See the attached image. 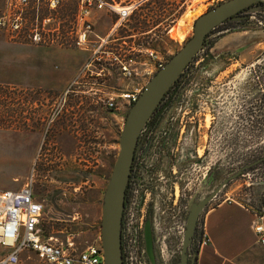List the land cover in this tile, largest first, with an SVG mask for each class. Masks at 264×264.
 <instances>
[{"label":"rangeland","instance_id":"obj_1","mask_svg":"<svg viewBox=\"0 0 264 264\" xmlns=\"http://www.w3.org/2000/svg\"><path fill=\"white\" fill-rule=\"evenodd\" d=\"M49 1L25 0L20 6L19 0H0V21L6 26L0 28V191H17L31 180L33 198L42 206L39 234L68 241L79 251L99 245L101 199L130 107L121 96L141 91L157 71V62L165 64L191 37L196 18L227 0H177L173 13L157 11L175 10L174 0L159 4L152 0V11L132 10L134 15L128 18L120 17L118 10L129 4L133 8L140 0H100V4L57 0L54 7ZM241 17L239 23L213 30L203 44L201 54L211 59V70L218 69L216 57L232 49L243 67L253 64L256 55L264 56V27L258 29L259 23L264 26V3L250 7ZM133 18L147 24H137ZM82 33L85 39L79 42ZM33 34L43 43H34ZM30 88L50 91L51 133L44 141L37 136L27 142L14 133L15 92ZM70 91L75 92L72 103ZM106 101L112 102L109 112L102 108L101 102ZM88 111L95 114L87 116ZM62 114L73 122L83 115L97 118L103 145L95 147L79 134H72L73 140L65 138ZM71 126L75 132V124ZM259 148L263 154L264 141ZM202 177L190 172V205L209 193ZM245 184H250L246 178L230 183L203 211L227 198L243 202ZM177 200L173 205L166 197L149 211L152 264L178 263L187 209L182 210L184 204ZM200 226L201 220L196 229Z\"/></svg>","mask_w":264,"mask_h":264},{"label":"flooded vegetation","instance_id":"obj_2","mask_svg":"<svg viewBox=\"0 0 264 264\" xmlns=\"http://www.w3.org/2000/svg\"><path fill=\"white\" fill-rule=\"evenodd\" d=\"M99 1L96 0V3ZM159 1L156 0L155 4H159ZM172 4L175 10L157 12H175L178 1H172ZM130 6L121 7L118 13L125 11V18H128L130 14L134 15L132 10L150 12L154 9L152 0H140L133 8ZM248 9L237 16L241 17ZM239 22H224L219 27ZM260 27H264L263 24L259 23L258 29ZM236 52V49H232L216 57L218 69L211 70V59L201 54L202 45L185 67L186 70L181 72L163 95L142 128L124 193L120 226L122 264L125 263L121 236L126 230L132 234L133 240H138V246L144 252V264L148 261L143 241L144 226L147 224L151 231L153 218L149 211L157 203H164L166 197L170 198L173 205L177 197V202L184 204L182 210L187 209L185 213L182 212L185 222L190 208V172L203 174V184L209 193L202 199L218 188L207 205L230 183L243 178L252 182L263 177L264 166L263 169L257 167L264 165V153L259 154L260 141H264V56L256 55L253 64L243 67ZM94 75L98 76L99 73ZM74 93L70 91L71 95L68 96L71 103ZM13 102L12 123L16 137H26L24 141L27 142L37 136L42 141L49 138L52 123L50 91L44 88L42 91L30 88L21 94L17 91ZM106 102H101L102 108L109 112L112 107H108ZM87 113V116L95 114L93 111ZM62 116L64 124L61 132L65 138L73 140L72 134H79L88 143L92 141L95 147L99 143L103 145L100 141L104 140V136L98 127L97 118H86L83 115L82 119L73 122L71 119L66 120L64 114ZM73 124L75 132L71 130ZM111 136L113 140V133ZM240 170V175L227 180ZM199 215L186 253L187 260L196 252L194 250L200 236V228L196 229L201 220ZM137 229L138 237L135 238L133 234ZM150 241L152 244L151 232Z\"/></svg>","mask_w":264,"mask_h":264},{"label":"water","instance_id":"obj_3","mask_svg":"<svg viewBox=\"0 0 264 264\" xmlns=\"http://www.w3.org/2000/svg\"><path fill=\"white\" fill-rule=\"evenodd\" d=\"M264 0H227L200 15L193 22L191 37L157 70L144 85L135 102L124 118L118 137V152L112 165L101 199L99 222V245L103 264H122L120 251V226L125 187L133 155L138 148V137L146 121L160 102L163 95L190 63L202 47L205 37L224 22H239L240 12ZM243 170V169H242ZM238 171L227 180H232ZM218 188L199 203L190 205L184 226L181 249L177 264H194L195 254L187 260L186 253L191 243L198 215L216 195ZM143 241L146 256L153 263L150 232L145 224Z\"/></svg>","mask_w":264,"mask_h":264},{"label":"built area","instance_id":"obj_4","mask_svg":"<svg viewBox=\"0 0 264 264\" xmlns=\"http://www.w3.org/2000/svg\"><path fill=\"white\" fill-rule=\"evenodd\" d=\"M19 3L20 6H24L25 0H19ZM57 3V0H50L49 6L54 7ZM98 3L100 4V2ZM118 15L124 18L126 12L120 11ZM0 28H6L2 20ZM85 29H89V26H85ZM31 38L34 43H43L37 34H33ZM84 39L85 34L82 33L78 37V41L83 42ZM162 65L163 63L157 62L156 70H159ZM121 71L125 76L130 75L125 67H122ZM139 92L140 89L123 95L121 98L129 106L135 102ZM106 105L112 107V102H106ZM262 176L247 185L260 183L264 185V173ZM31 187V180H28L17 191H0V247L6 250L0 258V264H19V255L25 251L33 253L38 264H103L100 245L86 246L78 251L68 241L62 242L50 235L39 234L37 225L42 206L34 200ZM249 198V195L244 194L242 199L248 203L251 201ZM250 229L255 244L262 250L264 258V205L256 204L252 212ZM138 231V229L134 231L135 238L138 237ZM199 234L196 248L206 243L201 228ZM131 236L132 234L128 230L121 236L124 263L144 264V252L138 246V240H133Z\"/></svg>","mask_w":264,"mask_h":264},{"label":"crops","instance_id":"obj_5","mask_svg":"<svg viewBox=\"0 0 264 264\" xmlns=\"http://www.w3.org/2000/svg\"><path fill=\"white\" fill-rule=\"evenodd\" d=\"M245 195L251 197L248 203L227 198L202 212L200 228L206 243L196 248L194 264H264L263 252L250 229L256 204L264 205V185L246 187ZM5 252L0 247V258ZM19 264L38 261L25 251L19 255Z\"/></svg>","mask_w":264,"mask_h":264},{"label":"trees","instance_id":"obj_6","mask_svg":"<svg viewBox=\"0 0 264 264\" xmlns=\"http://www.w3.org/2000/svg\"><path fill=\"white\" fill-rule=\"evenodd\" d=\"M132 20L135 21L137 24H142V25H143V24H144V25L147 24V22H144V23H143V21H142V22H137V20H136L135 18H133ZM218 27H219V26H218ZM218 27H217V28H218ZM185 70H186V68H185ZM44 236H45V235H44ZM46 236H47V235H46ZM194 251H196V250H194Z\"/></svg>","mask_w":264,"mask_h":264},{"label":"bare ground","instance_id":"obj_7","mask_svg":"<svg viewBox=\"0 0 264 264\" xmlns=\"http://www.w3.org/2000/svg\"><path fill=\"white\" fill-rule=\"evenodd\" d=\"M183 37V36H182ZM182 37H181V39H182ZM185 38V37H184ZM70 87V86H69Z\"/></svg>","mask_w":264,"mask_h":264}]
</instances>
